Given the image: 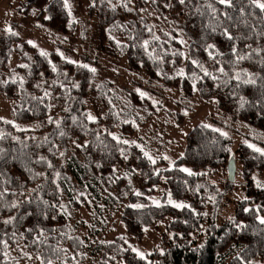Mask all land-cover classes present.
Here are the masks:
<instances>
[{"label":"trees","instance_id":"1","mask_svg":"<svg viewBox=\"0 0 264 264\" xmlns=\"http://www.w3.org/2000/svg\"><path fill=\"white\" fill-rule=\"evenodd\" d=\"M208 4L218 9L216 19ZM233 4L226 8L216 0H91L86 11L89 44L187 96L214 98L220 111L264 131V13L249 0ZM19 9L62 36L77 24L64 0H25ZM210 24L218 25L215 31ZM225 29L233 40L223 35ZM208 44L215 48L208 49ZM41 52L16 35L0 32V96L12 102L16 123L35 127L20 130L0 120V264H20L30 257L38 264H78L85 258L81 251L90 253L94 264H250L255 259L264 264V190L252 179L264 172V156L243 144L231 152L227 137L199 124L186 135L182 156L171 168L158 170L159 164L138 147L118 143L110 135L115 128L131 133L153 107L86 67L62 61L53 51H46L47 57ZM13 55L18 63L10 70ZM241 55L249 58L239 60ZM244 73L255 78V84L244 83ZM86 104L95 122L87 119ZM231 156L244 186L228 181ZM183 166L192 175L181 171ZM207 169L220 170L227 181L218 189L206 178ZM159 186L188 207L165 201L153 205L149 198ZM210 195L215 196L213 208ZM224 197L231 206L227 215L219 213ZM123 202L120 222L137 242L144 229L170 219L158 245L143 259L124 237L86 245L71 233L68 210L91 204L115 208ZM8 220L11 223H5Z\"/></svg>","mask_w":264,"mask_h":264},{"label":"rangeland","instance_id":"2","mask_svg":"<svg viewBox=\"0 0 264 264\" xmlns=\"http://www.w3.org/2000/svg\"><path fill=\"white\" fill-rule=\"evenodd\" d=\"M24 3L25 0H0V32L11 34L9 31L11 29L23 42L25 41L31 46L35 45L33 47L37 50L53 51L60 56L62 61L71 60L76 65H87L88 70L95 69V72L92 73L98 79L109 81L116 89H128L137 94L138 98L146 100L153 107V112L147 118L141 116V123L134 125V130L131 133H124L119 128H115L110 131V135L117 137L120 141H128V145L138 147L141 151L143 150V154L147 152L159 164L158 170L171 168L174 161L182 156L186 135L199 124L220 134L226 133L227 135L224 136L229 139L231 152H234L240 144L247 146L253 144L264 149V131L220 111L214 98L204 100L196 93L187 96L178 87L165 86L155 80H150L142 72L132 70L128 67L125 59H116L95 51L89 44L90 34L88 37L87 33L89 32V23L86 20V11L91 0H68L72 20L77 24L75 28L69 27L67 34L63 36L36 22L35 15H23L19 8ZM60 53H63V57ZM17 63L18 56L13 55L7 67L11 70ZM96 83H98L97 80ZM86 107L88 115L95 117L91 105L86 104ZM0 120L11 122L20 130L35 128L32 125L16 123L12 119V102L2 96H0ZM236 167L234 185L238 186L241 183L244 186L240 168L238 165ZM185 168L189 169L185 166L182 167V169ZM203 172L211 184L217 185L218 189L221 182L227 181L226 175H223L220 170L207 169ZM121 174H123V170L117 171V175ZM252 179L257 187L258 183L264 185V172L254 173ZM258 188L264 190V187ZM238 193H240L238 198H242V193L240 191ZM230 197L233 199L237 196ZM210 198L213 199V208L215 196L210 195ZM149 200L153 205H159L165 201L173 206L169 203V195L165 194L162 186L156 188ZM174 202L187 205L185 201ZM226 202L227 198L224 197L222 205L219 207V213L221 212L222 215H227V209L231 210V206L226 205ZM125 204V202L120 203L115 208H106L101 204L95 207V204H91V207L82 205L77 211L68 210V219L73 229L71 233L79 237L86 245L110 241L115 237H124L132 251L136 249L145 256L158 245L160 234L170 219L166 218L157 222L156 228L144 229L142 241L137 242L126 233L125 226L120 222V213ZM224 205L225 208L222 209ZM216 209L218 210V207ZM95 231L97 233L92 234ZM193 237L195 236L193 235ZM133 252L136 254L135 251ZM79 254L85 258L82 263L78 264H94L96 261L87 251H81ZM68 255L72 256L73 254L68 250ZM20 264H38V261L30 257L29 260H23ZM52 264L58 263L52 262ZM250 264H260V261L255 259Z\"/></svg>","mask_w":264,"mask_h":264},{"label":"snow or ice","instance_id":"3","mask_svg":"<svg viewBox=\"0 0 264 264\" xmlns=\"http://www.w3.org/2000/svg\"><path fill=\"white\" fill-rule=\"evenodd\" d=\"M185 2H186V0H180V3H181V4H184ZM216 2L219 3V4H221V5H224L226 8H232V7L234 6V4H233V0H216ZM249 3L252 4V5H254L255 8L259 9L261 13H264V0H249ZM64 6H65L66 8H69V15H71L70 5H69V3H68V0H64ZM125 6H126V5H125ZM208 9H209V12H210L211 16L213 17V19H216V18H217L218 9H216L214 6H212V4H208ZM198 11H199V9H198ZM224 15L226 16V18H229V19H230V17H227V14H226V13H224ZM241 15H243V10H241ZM216 26H218V25H216ZM216 26H213V25L210 24V27H212V30H213V31H215V27H216ZM9 31L11 32L12 35H16V33H15V32H12L11 29H9ZM223 35H224L227 39H229V40H233V39H234V37H233L232 35L229 34V32L227 31V29L224 30ZM157 39H158V38H157ZM29 43H31V42H29ZM181 43H183V41H181ZM33 46L35 47V45H33ZM144 46H145V48L147 49V46H148V42H147V41H145ZM206 47H207L208 49H214V48H215V46L212 45V44H208ZM40 54H41L42 56H44V57H47V56H48V53H47V52H43V51H42ZM233 54L235 55V50H234ZM60 55L63 57V53H60ZM209 55L212 56V53L209 52ZM246 58H249V57H246V56H243V55H241V56L238 57L239 60H243V59H246ZM68 62H69V63H75L74 61H71V60H69ZM192 63H193V64H197V66H199V67L201 68V70L204 72V75H205V76H209V75H210V73H209L206 69H204V68H203V65H200L198 61L193 60ZM81 66H82V67H87V65H81ZM22 67H28V65H22ZM90 70H91L92 72H95V69H90ZM53 71H54V72L56 71L55 66H53ZM219 71H220L221 73H223L224 75H227V73L224 72V69H223V68L219 69ZM179 75H181V76L184 75L183 69L180 70ZM244 75L248 77L246 80L243 81L244 83L255 84V82H256L255 78H253L252 76H250L248 73H244ZM236 79H237V80L240 79V73H237V74H236ZM13 82H15V81H13ZM20 83H21V86H23V80H21ZM37 86L39 87V85H37ZM193 88H195V80H194V83H193ZM45 95H48V93H45ZM141 95H143V93H141ZM244 102H245V101L242 100V102H241V106H243V103H244ZM87 119L90 120V121L95 122V117L91 116L90 114L87 116ZM74 120H75V118H74ZM50 122H52V121H50ZM56 123H57V126H59V122H56ZM61 135H64V133L61 132ZM222 135H227V134H226V133H222ZM112 138H113L114 140H117L118 143H125V144L129 143L128 141H120V140H118V138L115 137V136H113ZM248 147L251 148L254 152L259 153L261 156H264V149L258 148V147H256V146L253 145V144H248ZM142 151H143V150H142ZM144 155H145V156H146V157H147V158H148L153 164L156 163V160L153 159V158H152L147 152H144ZM0 158H2V150H0ZM49 166H51V165H49ZM181 171L187 172L189 175H192V173H191V171H190L189 169H186V168H185V169H181ZM57 175H59V173H57ZM258 187H264V185H260V184L258 183ZM136 194H137V195H140V193H136ZM169 203L173 204V206H174V207H177V208L188 207L187 205H184V204H181V203H176V202L172 201L171 198H170V194H169ZM11 206H12V207H16L15 204H13V205H11ZM136 207H140V205H136ZM5 223H11V220L5 221ZM260 223H261V224H264V218H261V219H260ZM133 251H135L136 254H137V256H139L141 259L144 258L143 253H140V252L137 251L136 249H133Z\"/></svg>","mask_w":264,"mask_h":264},{"label":"water","instance_id":"4","mask_svg":"<svg viewBox=\"0 0 264 264\" xmlns=\"http://www.w3.org/2000/svg\"><path fill=\"white\" fill-rule=\"evenodd\" d=\"M235 173H236V164L233 156H231L227 163V177L230 183H233L235 181Z\"/></svg>","mask_w":264,"mask_h":264}]
</instances>
